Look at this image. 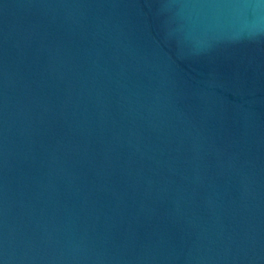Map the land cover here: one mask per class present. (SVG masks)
Returning <instances> with one entry per match:
<instances>
[{
	"label": "water",
	"instance_id": "obj_1",
	"mask_svg": "<svg viewBox=\"0 0 264 264\" xmlns=\"http://www.w3.org/2000/svg\"><path fill=\"white\" fill-rule=\"evenodd\" d=\"M0 264H264V0H0Z\"/></svg>",
	"mask_w": 264,
	"mask_h": 264
}]
</instances>
